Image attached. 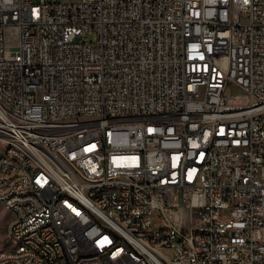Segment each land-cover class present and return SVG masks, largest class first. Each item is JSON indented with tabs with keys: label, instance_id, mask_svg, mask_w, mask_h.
<instances>
[{
	"label": "built area",
	"instance_id": "obj_1",
	"mask_svg": "<svg viewBox=\"0 0 264 264\" xmlns=\"http://www.w3.org/2000/svg\"><path fill=\"white\" fill-rule=\"evenodd\" d=\"M9 139L0 264H264V0H0Z\"/></svg>",
	"mask_w": 264,
	"mask_h": 264
},
{
	"label": "bare ground",
	"instance_id": "obj_2",
	"mask_svg": "<svg viewBox=\"0 0 264 264\" xmlns=\"http://www.w3.org/2000/svg\"><path fill=\"white\" fill-rule=\"evenodd\" d=\"M3 143H5V149H18V151L20 152V156L29 157V148H26V142H20V140L18 139H9L7 141H3ZM49 173L51 176H57V180H64V172H61L60 166L56 164H49ZM97 227L103 233L104 237L119 239V232H117V230H114V224H109V221L106 218H97ZM11 242L12 244L14 243V246L10 247V251L27 250V242ZM0 253H5V249L0 250ZM121 258H123L124 264H137V250L123 249L121 250Z\"/></svg>",
	"mask_w": 264,
	"mask_h": 264
},
{
	"label": "rangeland",
	"instance_id": "obj_3",
	"mask_svg": "<svg viewBox=\"0 0 264 264\" xmlns=\"http://www.w3.org/2000/svg\"><path fill=\"white\" fill-rule=\"evenodd\" d=\"M236 89L233 88L232 91ZM5 143H0V153L2 149H5ZM182 213L186 214L187 210L185 208L182 209ZM12 214L3 208H0V250L5 248H10L14 246V243L9 240V224L11 220Z\"/></svg>",
	"mask_w": 264,
	"mask_h": 264
}]
</instances>
